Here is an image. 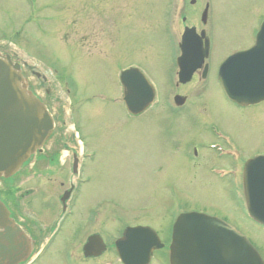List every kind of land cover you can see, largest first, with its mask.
<instances>
[{"label":"rangeland","instance_id":"1","mask_svg":"<svg viewBox=\"0 0 264 264\" xmlns=\"http://www.w3.org/2000/svg\"><path fill=\"white\" fill-rule=\"evenodd\" d=\"M196 1L200 10L205 0ZM210 1V18L221 25L212 39L211 72L205 82L197 77L176 87V37L171 39L164 24L170 0H0V51L23 64L27 82L52 99L55 112L61 110L60 141L70 135L77 151L80 138L84 151L73 177L64 168L71 149L63 144L59 176L34 182L21 171L2 180L19 202L22 222L39 224L54 241L33 264H71L64 251L79 252L92 232L111 245L135 226L160 237L166 251L153 254L151 264H157L159 256L168 255L173 221L190 212L226 221L264 254V228L241 212L224 176L264 153V103L233 106L215 74L227 55L253 42L264 0ZM184 15L186 25L200 28L198 15ZM129 67L139 69L156 94L157 104L136 117L125 112L118 80ZM175 95L185 98L186 107L177 118L164 109ZM193 116L205 127L213 121L219 134L211 137L202 126L196 133ZM190 141L198 148L193 159L190 151L192 163L183 154ZM206 143L219 144L227 158L216 159L202 147ZM69 182L74 190L63 210L59 196ZM114 253L86 264H115Z\"/></svg>","mask_w":264,"mask_h":264},{"label":"water","instance_id":"2","mask_svg":"<svg viewBox=\"0 0 264 264\" xmlns=\"http://www.w3.org/2000/svg\"><path fill=\"white\" fill-rule=\"evenodd\" d=\"M182 42L183 53L177 66L179 82L186 83L199 67L204 54H191L193 44L189 37L183 36ZM218 79L226 97L239 105L264 99V23L254 46L229 57L221 65ZM119 81L122 102L129 114L138 115L151 105L154 89L139 70L131 68L123 71ZM52 130L51 115L45 104L28 90L19 64L13 62L10 55L0 53V179L14 176L36 151L41 150ZM263 160L259 158L245 164L249 177L252 178L263 166ZM243 182L245 191L249 192V196L245 197L248 213L264 225V184ZM67 197L68 194H64L61 202L64 203ZM27 240L0 201V264L25 262L29 255ZM96 241L100 243L94 244ZM115 248L123 264H147L153 249L161 248V245L151 229L137 227L125 230L122 238L115 243ZM103 250L101 239L94 235L88 238L84 253L86 256H97ZM170 264L263 262L248 240L223 221L188 213L178 216L173 224Z\"/></svg>","mask_w":264,"mask_h":264},{"label":"flooded vegetation","instance_id":"3","mask_svg":"<svg viewBox=\"0 0 264 264\" xmlns=\"http://www.w3.org/2000/svg\"><path fill=\"white\" fill-rule=\"evenodd\" d=\"M175 4L172 5V11L168 14V20L170 21L169 26H165V30L166 32L170 35L171 39H174L176 37V41L173 42L176 50H177V56L180 55V50H179V44H180V38L183 35V33L185 32V30L188 29H193L195 35L197 36V38H200L201 40H194V45H193V52L196 53H201V50L204 49V38L208 40L209 42V49H208V58L205 59L202 63L201 66L199 68V70H197L191 80L185 84V85H180L176 84V87L179 86H187L190 82H193L194 79H196L198 77V80L201 82H205L206 79L209 77V74L211 72V62H212V57H211V53H212V39H214L215 36L220 34V29H221V25L219 24V22H215L211 19H213L212 17L210 18V11L212 10V1L210 0H205L202 1V7L199 10L198 6H196L197 1L196 0H175ZM184 13H189V14H195L199 16V23H200V28H197V26H193V25H186V17L184 15ZM167 16V15H166ZM264 21V17L261 19H258L256 22V26L255 29L252 33L253 35V39L255 38V35L257 34L258 30L260 29V25L263 23ZM202 36V37H201ZM253 45V42L251 43V45L249 47H251ZM249 47L246 48H242L239 50H236L232 53H230L229 55H227L226 57L240 52V51H244L246 49H248ZM176 56V58H177ZM225 57V58H226ZM225 59H223L220 63H218V65L216 66V77H217V71L218 68L220 66V64L224 61ZM175 64V62H174ZM176 96V95H175ZM45 99H47V101L45 100L46 104L48 105L50 100H49V96L45 94L44 96ZM228 103L232 104L233 106L240 108V109H244V108H248V107H253V106H258L262 103H264V101H261L257 104L254 105H246V106H237L229 101H227ZM168 102H165L164 105L166 104L167 108H164L165 111H171L170 115H173V117L177 118L179 116L185 115L184 112H182V110L186 109L185 106V101L184 104L180 107H176L173 105V102L171 103V105H167ZM160 104V103H158ZM198 116H193L190 121L194 126V131L196 133H198V131H202L201 129H199L201 126L202 128H204V130H209L211 133V137H216V135H218V131L220 130V128L215 125V123L213 121L209 122L208 124H205L206 127L204 125H200L197 120ZM203 119V118H202ZM200 120V119H199ZM201 121V120H200ZM202 122H205L204 120ZM56 128H58L57 125H55V130ZM54 130V132H55ZM60 136L61 134H53L51 140H49V142L47 144H45V147L43 150H41L39 153L36 154V156L33 159V164H32V173H33V180L34 182L37 181H42L43 179H51L54 176H59L61 174V172L63 171V169H61L64 165V163L62 164L60 162V160H58L59 157V153L61 151V148L64 147V145H66V149L70 148L71 149V154L68 158V162L67 165L64 167L67 177H70L73 175H76L78 173V159H77V153L74 151V147L73 145V139L72 137L69 135L66 138V142L64 141H60ZM64 144V145H63ZM187 146H190L186 152H184L183 154L186 157V161H189L192 163V159L195 158L198 154V148L194 145L193 141H190L189 143H187ZM218 144L215 143H206L204 144L202 147L206 150H210L212 152H215V149L218 150L217 146ZM228 145V144H225ZM65 148V147H64ZM215 148V149H214ZM180 149V146L178 143L175 144V152H178ZM190 151L192 153V159L189 158V154ZM215 158L218 160H222L224 158H227L226 156H223V154H214ZM257 156H264L263 154H257L254 157ZM252 157V158H254ZM252 158H248V159H252ZM246 159V160H248ZM243 161L242 164V168L241 171L239 168L235 167V168H230V173L225 176V178H229L230 181H234V183H236L237 185L239 184V187L237 188V186H233L231 184L230 186V193L233 195L234 199L237 200V202L240 204L239 208H241L242 206V202L243 201V191H242V177H243V165L245 163V161ZM259 173L263 172V175H260V178H262V180H264V167L258 168ZM80 174V172H79ZM68 181V180H67ZM68 189L65 191H69L72 190V185L70 183H68ZM239 191H238V190ZM64 191V192H65ZM1 200L4 202L5 206L7 207V209L10 212V217L12 219H14L17 224L20 226V228L22 229V231L29 237V255L27 260L22 263V264H33L35 263L48 249H52V246H54V241L53 240H48L47 237L48 236H44V233L46 230L42 228V226L40 225H32L30 223H24L22 222L20 213L18 211L19 206L18 203H16L15 201L10 202L8 201V199H4L3 197H0ZM91 234H97V233H91ZM87 241H83L82 245H81V249L79 252L75 251L73 248L72 249H66L64 251V259L71 264H86V262H89L88 260H95L96 262H98L100 260V258L107 252H110V245H106L105 250L102 252L101 255H97V256H86L84 253V249H85V245H86ZM103 243L104 240H103ZM94 244H98L97 242ZM169 246V245H168ZM167 246V248H168ZM17 249V248H16ZM113 249V248H112ZM70 250H73V254L76 256H73V254L71 253ZM166 251V249H165ZM13 255H15V253L13 251H11ZM58 252L59 254L62 252V246L58 247ZM261 258L264 262V254L260 252ZM115 256H111V258H113ZM116 259V263L115 264H119L117 258ZM157 264H169L168 263V255L165 256H159L157 259ZM155 261V262H156ZM151 264V262H150Z\"/></svg>","mask_w":264,"mask_h":264}]
</instances>
